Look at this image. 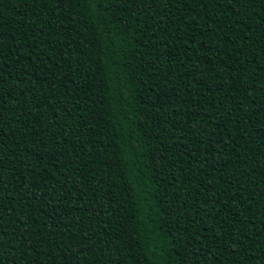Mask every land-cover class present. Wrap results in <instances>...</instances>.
<instances>
[{"label":"trees","instance_id":"obj_1","mask_svg":"<svg viewBox=\"0 0 264 264\" xmlns=\"http://www.w3.org/2000/svg\"><path fill=\"white\" fill-rule=\"evenodd\" d=\"M0 264H264V0H0Z\"/></svg>","mask_w":264,"mask_h":264},{"label":"snow or ice","instance_id":"obj_2","mask_svg":"<svg viewBox=\"0 0 264 264\" xmlns=\"http://www.w3.org/2000/svg\"><path fill=\"white\" fill-rule=\"evenodd\" d=\"M133 2H136V0H133ZM141 3H146L148 6H151V4L154 2V0H140ZM233 3L236 2V0H232ZM131 6V5H129Z\"/></svg>","mask_w":264,"mask_h":264}]
</instances>
